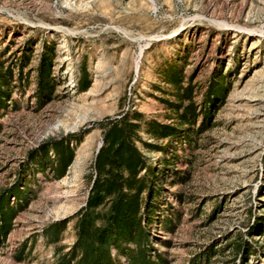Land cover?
I'll list each match as a JSON object with an SVG mask.
<instances>
[{
	"label": "rangeland",
	"instance_id": "1",
	"mask_svg": "<svg viewBox=\"0 0 264 264\" xmlns=\"http://www.w3.org/2000/svg\"><path fill=\"white\" fill-rule=\"evenodd\" d=\"M0 72V264L70 251L98 123L125 111L143 116L136 146L158 176L144 264H264V0H0ZM177 86L201 111L192 126ZM62 140L73 159L54 179L41 151Z\"/></svg>",
	"mask_w": 264,
	"mask_h": 264
},
{
	"label": "trees",
	"instance_id": "2",
	"mask_svg": "<svg viewBox=\"0 0 264 264\" xmlns=\"http://www.w3.org/2000/svg\"><path fill=\"white\" fill-rule=\"evenodd\" d=\"M7 83L0 72V89ZM175 96L177 102L173 108L178 123L192 126L201 111L196 107L191 87L177 86ZM142 118L139 113L125 111L98 123L102 144L92 161L86 204L72 218L76 219L75 243L67 254L58 256L56 264H122L116 261L117 256L116 260L112 258V250L116 255L127 257L128 264H144L147 232L143 231V226L147 220L144 216L142 220L140 218L142 195L146 191L152 194L158 176L136 146L141 141ZM158 127L152 125L151 132L152 128L155 132ZM166 134L174 136L175 129L168 128ZM154 137H158L157 134ZM47 150L54 153V158L47 156ZM41 153L46 165L41 170L49 169L54 179L62 178L73 159V150L66 140L50 142ZM7 221L2 213L0 240L6 236L4 224ZM67 223L63 220L49 225L44 231L45 239L49 243H58ZM133 247L132 252L130 248Z\"/></svg>",
	"mask_w": 264,
	"mask_h": 264
},
{
	"label": "water",
	"instance_id": "3",
	"mask_svg": "<svg viewBox=\"0 0 264 264\" xmlns=\"http://www.w3.org/2000/svg\"><path fill=\"white\" fill-rule=\"evenodd\" d=\"M101 144L98 146L97 150H96V153L98 152L99 148H100Z\"/></svg>",
	"mask_w": 264,
	"mask_h": 264
},
{
	"label": "bare ground",
	"instance_id": "4",
	"mask_svg": "<svg viewBox=\"0 0 264 264\" xmlns=\"http://www.w3.org/2000/svg\"><path fill=\"white\" fill-rule=\"evenodd\" d=\"M81 160H79V162H80ZM78 166H79V163L77 164Z\"/></svg>",
	"mask_w": 264,
	"mask_h": 264
}]
</instances>
